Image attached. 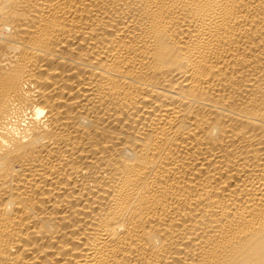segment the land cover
<instances>
[{"label": "bare ground", "instance_id": "6f19581e", "mask_svg": "<svg viewBox=\"0 0 264 264\" xmlns=\"http://www.w3.org/2000/svg\"><path fill=\"white\" fill-rule=\"evenodd\" d=\"M0 264H264V0H0Z\"/></svg>", "mask_w": 264, "mask_h": 264}]
</instances>
